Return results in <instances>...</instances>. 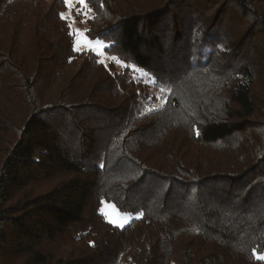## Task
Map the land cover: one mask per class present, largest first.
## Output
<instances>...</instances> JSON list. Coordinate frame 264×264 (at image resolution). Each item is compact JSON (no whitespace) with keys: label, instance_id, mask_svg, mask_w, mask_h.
Wrapping results in <instances>:
<instances>
[{"label":"trees","instance_id":"trees-1","mask_svg":"<svg viewBox=\"0 0 264 264\" xmlns=\"http://www.w3.org/2000/svg\"><path fill=\"white\" fill-rule=\"evenodd\" d=\"M85 4L0 0V264H264V0Z\"/></svg>","mask_w":264,"mask_h":264},{"label":"rangeland","instance_id":"rangeland-1","mask_svg":"<svg viewBox=\"0 0 264 264\" xmlns=\"http://www.w3.org/2000/svg\"><path fill=\"white\" fill-rule=\"evenodd\" d=\"M79 7L80 9H82V6L80 5V3L78 2V0H72V6H71V10L68 6V11L67 13L65 14V16L67 17V19L70 21L71 23V28H72V31L75 35V47L77 49V45H76V41L77 40H80L81 43H80V46H79V50L78 51H92L93 53L96 54V52L94 50H91L89 48V46L87 45L86 41L84 39H82L80 36H78L76 33H77V30H79L80 32L84 33L85 36L87 37L86 35V31H87V24L86 22L83 20V21H77L75 19V15H74V10ZM84 12V11H83ZM85 13V12H84ZM88 40H91L87 37ZM93 41V40H92ZM95 42V41H93ZM103 44V43H102ZM99 51L102 53L101 55H99L102 59V61L105 63V64H108L110 61H112L113 59H111L110 57L108 56H105V53H104V44H103V47H101L99 49ZM117 63V62H116ZM119 66L121 65V63H117ZM101 213L105 216V218L110 222V221H117L118 223H122L123 224V227L125 225H127L133 218L134 216L129 214V213H121L119 212L116 207L111 204V203H104L102 208H101ZM112 223V222H110ZM113 225H116L118 226L117 223H112Z\"/></svg>","mask_w":264,"mask_h":264},{"label":"snow or ice","instance_id":"snow-or-ice-1","mask_svg":"<svg viewBox=\"0 0 264 264\" xmlns=\"http://www.w3.org/2000/svg\"><path fill=\"white\" fill-rule=\"evenodd\" d=\"M65 4L67 6H69L70 10H71V6H72V0H64ZM78 2L80 3V5L82 6V8H87V5L85 4V0H78ZM87 11H91V9H87ZM87 11L84 13V15L86 16L87 15ZM61 18L62 19H66V16L62 13L61 14ZM78 36H80L82 39H84L87 43V45L89 46V48L91 50H94L96 52L97 55H101L102 53L99 51V49L101 47H103V44L101 41L97 40L95 42H93L92 40H88L87 37L85 36L84 33L80 32L79 30H77V33H76ZM80 43L81 41L80 40H77L76 41V45H77V50H79V46H80ZM110 46V45H109ZM113 60H115L117 63H122L120 62L119 60H117V58L113 57L112 58ZM134 67V66H133ZM147 75V74H145ZM164 89H161V91H163ZM112 223H117L119 227H123V224L122 223H118L117 221H110ZM257 259H260V260H264V255H258L257 256Z\"/></svg>","mask_w":264,"mask_h":264}]
</instances>
